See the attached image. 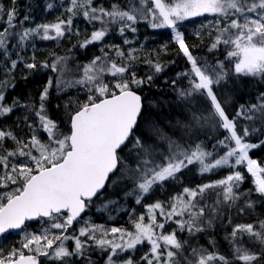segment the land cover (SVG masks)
Segmentation results:
<instances>
[{
  "label": "snow or ice",
  "instance_id": "6c2138e0",
  "mask_svg": "<svg viewBox=\"0 0 264 264\" xmlns=\"http://www.w3.org/2000/svg\"><path fill=\"white\" fill-rule=\"evenodd\" d=\"M19 3L9 0L5 5L0 0V57L5 75L11 76L20 63L28 70L47 69L55 75L48 77L38 98L24 102L14 98L5 103L4 89L9 81L0 80V118L25 109L21 121L31 133L24 140L10 128H0V189H4L0 191V233L21 229L25 221L37 218H48L45 223H51L40 234H25L19 249L7 256L0 253V264H38V256L59 264H96L91 256L93 248L104 253V264H115L119 254L145 242L149 247L140 262L129 256L122 264H264V218L233 224L229 217L231 231L224 237L230 250L227 255L219 251L214 238H209L207 247L191 245L192 238L213 226L223 208H237L243 215L264 204V166L249 154L264 147V92L256 103L240 104L230 118V98H218L216 91L233 76L264 79V0H126L123 5L113 3L107 8L96 6L94 0H67L54 22L29 27L24 25L32 19L30 10L21 17ZM53 8L49 2L45 11ZM205 14L214 19L201 28L216 32L209 52L225 46L224 60L215 63L194 56L179 31V22ZM77 17L93 28L75 45L80 48L102 43L110 31L121 36L128 31L135 33L141 21L153 29H171L172 41L190 65L171 80L176 106L181 109L174 122L161 125L144 117L141 90L151 86L155 75L168 65L145 59L153 74L139 78L133 71L136 49L125 53L119 45L101 48V55L75 70L68 67L67 57L54 53L50 60L39 63L34 55L29 62L20 54L26 42L60 41L73 34ZM74 34L80 35L78 28ZM130 43L125 37L124 44ZM166 49L167 45L161 47V51ZM110 51L115 56L109 55ZM69 73L72 79L65 78ZM105 74L114 83H105ZM182 79L187 80L186 86L177 87ZM76 86L87 91V99L75 102V108L72 100L66 102L68 130L64 132L49 115L50 89L62 92ZM241 118L247 123L240 125ZM141 119L146 121L144 127ZM41 131L47 134L46 142L40 139ZM208 131L226 134L218 138L208 136ZM252 138L258 143L251 142ZM7 140L15 145L11 150L3 149ZM212 140L215 143L209 150L206 142ZM189 167H196L201 176L225 169L228 174L195 187L186 186L168 203L144 205L146 212L133 220V230L85 221L77 234H67L94 198L105 201L103 210L118 202L101 197L105 189L119 188L125 197L134 195L140 204L155 187L177 180ZM245 173L252 178L248 189L242 188ZM129 183L131 188L125 191ZM169 221L176 227L165 233ZM52 230H59V234ZM180 232H186L189 239H181ZM66 241L73 242L71 249ZM25 249L35 254H25Z\"/></svg>",
  "mask_w": 264,
  "mask_h": 264
},
{
  "label": "trees",
  "instance_id": "16d2710c",
  "mask_svg": "<svg viewBox=\"0 0 264 264\" xmlns=\"http://www.w3.org/2000/svg\"><path fill=\"white\" fill-rule=\"evenodd\" d=\"M2 2L5 5H9V0H2ZM49 2L54 4V8L45 11V6ZM94 2L96 6L103 5L107 8L110 7L113 3H120L121 5H123L126 3V0H109V2H100V0H94ZM66 3L67 0H20V16L22 17L25 14V10H30L32 17V19L26 22L24 26L29 27L34 26V24L54 22L55 19L59 16H55L56 18L53 19H49V16L51 14L58 15V9L62 4ZM77 22L87 25V29L90 30V32L93 30L92 26L89 25L83 19V17L75 18L74 26L77 24ZM96 27H99V24H97ZM136 28L137 31L135 33L128 31L125 36L119 35L117 31H110L102 43L96 42L85 48H80L75 45L78 44V41H82L83 39H85L86 34L80 33V35L77 36L74 34L75 30H73V34L66 35L60 41H43L37 39L31 42H26V47L21 51L20 54L29 62H31V58L34 55L36 62L39 63L40 61L45 60V58H48L50 60L51 54L54 53L58 56L67 57L68 67L70 69L75 70L78 65L87 64L95 56L101 55V48H105V50H108L107 46L119 45L125 53H127L130 48L136 49L137 60L133 66V71L136 72L137 77L144 78L147 75L153 74L149 66L144 63V60L146 58L154 62H160L168 65L162 73L155 75L151 86L145 85L141 90V94L144 96V117H150L153 120L158 121L161 125L165 124L168 120H172L174 122V120L180 115L181 109L176 106V96L175 91L171 85V80L176 78V74L178 72H183L185 69L189 68L190 65L187 63L186 58L183 57L182 53H179L178 45H176L170 38L163 39L160 37V33L165 31L164 28H150L144 21L139 22L136 25ZM215 35L216 32L214 31L211 36H184L185 42L190 46V49L194 56L206 59L209 63H215L217 59L224 60L225 58L224 45H221L219 48L213 50L212 52H209L208 50L211 43L213 42V38L215 37ZM125 37L131 41L130 44H124ZM160 42L163 45H167L166 51H161V47L163 45ZM32 44H35L34 49L32 47ZM36 46H44L45 49L40 50L37 49ZM148 48L149 50L147 51ZM150 48L153 50H151ZM152 53L154 54L153 56H151ZM109 55L115 56V53L110 51ZM12 58H16L15 53L12 54ZM227 67L230 68L231 65H227ZM4 72L5 71L3 65V58L0 57V80L8 79L9 81V86L4 89L6 94L5 103H11L14 98H19L21 102L38 98L39 91L46 83L48 77L55 75L47 69H39L37 71L28 70L24 67L23 63H20L17 66L11 76L6 77ZM65 78L72 79V73H69ZM104 82L109 84L114 83L112 77L107 74H105ZM186 84L187 80L182 79L178 81L177 87H183L186 86ZM50 91L51 98L48 102L49 115L53 120L57 121L61 131L67 132L68 120L67 110L65 108L66 102L72 100V107L75 108V102L85 101L87 99L88 93L85 89L81 88L80 86L69 88L62 92H58L55 88L50 89ZM216 91L218 94V98H230V102L227 105V112L230 114L231 118V116L235 115L236 110L240 104H251L257 102V97L259 96V94L264 92V79H261L259 77L236 78L233 76L223 82L222 86L218 87ZM25 111V109H16L7 117L0 118V128H10L12 131H14L17 137L23 139V136L25 134V139L26 137L29 138L31 133L21 121V118L23 117ZM239 123L240 125H244L247 122L241 118ZM145 125L146 121L144 119H141V127H144ZM256 126L259 127V124L257 123ZM45 134L46 133H43L41 131L39 133V136L43 137L45 136ZM224 134L226 133H213L211 131L207 132L208 136L216 135L218 138L222 137ZM200 138L204 139V135H201ZM261 139H264V137H261ZM251 142L258 143L255 138H252ZM214 143L215 140H212L211 143L206 142L207 148L211 150L212 144ZM14 147L15 145L11 140H7L3 143V149L11 150ZM249 154L251 158H258L261 166H264V147L250 150ZM239 170L242 172L245 171L243 167H240ZM227 174L228 170L225 169L218 170L216 173H210L201 176L198 174L196 167H189L187 170L183 171L180 174L177 180L168 181L163 186L155 187L150 192V194H160L162 196L163 192H168L170 189L178 188L189 181L196 182L198 185L199 180H202L205 177L209 176L212 180H217L222 178L223 176H226ZM245 175L246 182L243 184L242 188L248 189L252 187V178L250 174L245 173ZM130 188L131 184L129 183V185L124 188V190L127 191ZM103 196H107V199L109 200L118 201V204L116 203L114 205H111L114 208H117L118 205H125V207L127 206L129 208L134 199L133 197H125L124 193L120 191L119 188L115 190L111 188L105 189V191L101 194V197ZM253 199H256V197L254 196ZM96 201H99L100 203H105V201L100 197H98ZM210 202L211 201H209V203ZM242 203L243 202H240L241 206ZM222 212L223 216L221 215L220 217L215 219L211 228H209L203 233H198L195 238L191 239V245L193 247H207L209 238H214L219 248V251L226 255L229 254L230 250L226 240L224 239L226 233L231 231V228L228 227V218L231 217L233 224L251 223L258 218H264V204L257 205L254 210H249L248 213L243 215L239 214L237 208L229 209L225 207L222 209ZM39 220L46 219L40 218ZM159 220H162V218L160 217ZM32 224L33 223H27L25 226L29 227ZM104 224L107 225V223ZM178 235L181 239H189L188 234L186 232H180L178 233ZM92 260L95 261L96 264H101L102 258L92 257ZM73 264H83V262L77 261L75 263L73 262Z\"/></svg>",
  "mask_w": 264,
  "mask_h": 264
},
{
  "label": "rangeland",
  "instance_id": "374dc122",
  "mask_svg": "<svg viewBox=\"0 0 264 264\" xmlns=\"http://www.w3.org/2000/svg\"><path fill=\"white\" fill-rule=\"evenodd\" d=\"M117 1V0H116ZM100 2H109V0H100ZM65 7L67 6L66 4H62ZM63 12V8L60 6L58 9V15H53L51 14L49 16V19L56 18L55 16H61ZM66 18V14L64 16ZM79 19V18H78ZM214 18L209 15L205 14L204 16H199V17H192L186 21L179 22L180 27L179 31H181L184 35H193V36H198L196 35V32L199 31L200 35H206V36H211L214 33L213 29L210 28H201L202 25L208 24L209 21H212ZM76 28L79 29V32L81 34H87L90 33V30L87 29V25L78 23L74 26L73 30ZM163 29V28H161ZM165 31L160 33L161 38H170L172 40V31L171 29H166L164 28ZM211 33V35H209ZM156 36V35H155ZM37 49H45L44 46H36ZM24 140H27L28 138L26 137L25 139V134L23 136ZM42 142H46L47 140V134L45 136L40 137ZM256 159L259 162L258 158H252ZM17 162H24L23 158H16ZM209 181H213L209 176L203 178L202 180H199V184L207 183ZM197 185L196 182L189 181L185 183L184 185H181L178 188L170 189L168 192H163V195L161 196L160 194H147L145 197L142 198V202L140 204L136 203L135 196H130L133 197V201L128 208L127 206H120L118 205L117 208L112 207L109 205L107 210L101 209V205L103 203H100L99 201H93L89 203L90 205L87 208V212L85 216H82L79 219V222H77L73 227H71L68 230V235H75L78 233V230L84 225L85 221L90 222L91 224H96V225H103L105 228H111V227H123L128 230H133V220L136 217H139L142 213L146 212V209L144 205L152 204L156 201H160L163 203H168L170 200V197L175 196L176 194L180 193L184 187H195ZM4 189H0V191H3ZM10 190V189H9ZM118 204V203H117ZM98 218V219H96ZM159 216L157 219L159 220ZM163 220V217H161ZM45 221H48V218L46 220H38L34 224H32L29 227H24L20 229L19 231L12 232L10 234H6L4 236L0 237V253H2L4 256H7L10 251H12L14 248L19 249L21 247V244L23 243V239L25 234H40L44 228H49L50 226V221L48 223H45ZM104 223H107L105 225ZM145 223H147V220H145ZM176 227L175 223L169 221L163 230L165 233L171 232L174 228ZM55 232V234H59V230H52ZM66 246L71 249L73 247V242L72 241H66L65 242ZM149 245L145 242L144 244L138 246L135 250H129L126 253H121L117 256L115 260V264H122L124 260H127L129 256H131L135 261L140 262V257L148 251ZM95 248H93L94 250ZM92 250V251H93ZM25 254L28 253V250L25 249ZM101 254L103 260L105 261V255L102 252H98ZM35 254V253H34ZM96 253L91 252V256H94ZM97 255V254H96ZM46 261H53L55 263H58L55 260L50 259L49 257L45 256ZM103 261V264H104ZM74 262V261H73Z\"/></svg>",
  "mask_w": 264,
  "mask_h": 264
},
{
  "label": "flooded vegetation",
  "instance_id": "af4514ba",
  "mask_svg": "<svg viewBox=\"0 0 264 264\" xmlns=\"http://www.w3.org/2000/svg\"><path fill=\"white\" fill-rule=\"evenodd\" d=\"M97 198H98V197H97ZM97 198H94L93 201L95 202ZM93 201H92V202H93ZM90 203H91V202H90ZM89 205H90V204H89ZM86 212H87V209L84 211V213H83L82 216H85ZM79 219H80V218H79ZM75 224H76V223H74V225H75ZM74 225H73V226H74ZM73 226H72V227H73ZM92 252H95V253L97 254V255L92 256L93 258H96V257H100V258H102L101 254H99V253H98L99 251H97L96 249H94ZM38 261H39V263L58 264V263H55V262H53V261H46V260H45V256H38ZM103 261H104V260H103V258H102L101 264H103ZM75 262H77V261H74V263H75Z\"/></svg>",
  "mask_w": 264,
  "mask_h": 264
},
{
  "label": "bare ground",
  "instance_id": "6f19581e",
  "mask_svg": "<svg viewBox=\"0 0 264 264\" xmlns=\"http://www.w3.org/2000/svg\"><path fill=\"white\" fill-rule=\"evenodd\" d=\"M191 35V34H190ZM149 37V36H148ZM158 37V36H157ZM159 38V37H158ZM157 38V39H158ZM168 38V37H167ZM166 38V39H167ZM171 38V37H170ZM164 39V38H163ZM157 41V40H156ZM168 41V40H167ZM171 41V40H170ZM144 42H146V41H144ZM161 43V42H160ZM150 44V43H149ZM162 44V43H161ZM173 44V43H172ZM163 45V44H162ZM166 45V44H165ZM145 47H146V45H145ZM155 47V46H154ZM154 47H152V48H154ZM156 48V47H155ZM142 49V48H141ZM146 49V48H145ZM151 49V48H150ZM143 50V49H142ZM149 50V48L147 49V51ZM151 50H153V49H151ZM155 50V49H154ZM144 51V50H143ZM160 51V50H159ZM163 52V51H162ZM146 54H147V52H146ZM151 54V53H150ZM157 54V53H156ZM159 54H160V52H159ZM137 55V54H136ZM154 54L152 53V55L151 56H153ZM142 58V57H141ZM140 59V58H139ZM143 59V58H142ZM141 59V60H142ZM145 59V58H144ZM147 59V58H146ZM180 60V59H179ZM181 62V61H180ZM138 63H140V62H138ZM172 66V65H171ZM176 66H177V63H176ZM170 67V66H169ZM175 68V67H174ZM184 68V67H183ZM5 73V72H4ZM4 76V75H3ZM223 213V212H222ZM225 214V213H224ZM222 215V214H221ZM256 215V214H255ZM223 216V215H222ZM96 219H98V218H96ZM226 230V229H225ZM222 232V231H221ZM223 234V233H222ZM207 236H210V235H207ZM96 255V254H95Z\"/></svg>",
  "mask_w": 264,
  "mask_h": 264
},
{
  "label": "water",
  "instance_id": "95a60500",
  "mask_svg": "<svg viewBox=\"0 0 264 264\" xmlns=\"http://www.w3.org/2000/svg\"><path fill=\"white\" fill-rule=\"evenodd\" d=\"M83 213H84V212H83ZM83 213H82V214H83ZM82 214H81V215H82ZM37 219H38V218H37ZM37 219H34V220H28V221H36ZM25 223H26V221H25ZM24 225H25V224H24ZM24 225H23V226H24ZM23 226H22V227H23ZM22 227H21V228H22ZM16 230H18V229H9V230H7V231L4 232V233H0V236H2V235H4V234H7V233H9V232H12V231H16ZM37 260H38V257H37ZM38 264H45V263H39V261H38Z\"/></svg>",
  "mask_w": 264,
  "mask_h": 264
}]
</instances>
